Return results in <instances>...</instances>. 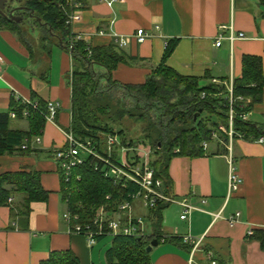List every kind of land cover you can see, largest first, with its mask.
I'll use <instances>...</instances> for the list:
<instances>
[{"label":"crops","instance_id":"obj_1","mask_svg":"<svg viewBox=\"0 0 264 264\" xmlns=\"http://www.w3.org/2000/svg\"><path fill=\"white\" fill-rule=\"evenodd\" d=\"M69 27L72 33L84 35L91 47L112 45L115 35L128 37L120 51L130 61L111 72L118 83H144L172 40L177 42L166 66L183 76L201 77L202 84L241 77L244 55L260 58L264 76V0H114L112 4L82 0L80 19ZM138 29L151 36L138 43L134 37ZM231 30L245 37L224 38L216 46L218 35L227 37ZM50 39L40 45L26 39L24 44L14 32L0 28V112H10L14 97L60 104L56 119H44L39 135L33 137V152L0 155V174L34 170L49 192L45 201L30 203L28 216L20 212L21 194H13L0 206V264H40L51 252L65 250L74 253L80 264H108L111 237L88 247L85 237L70 233L62 218L66 206L52 150L65 144L71 122V74L78 63L60 40ZM248 107L247 120L264 127V86L261 100ZM28 117L11 119L9 127L28 130ZM38 136L40 142L35 141ZM207 143L202 156L170 159L168 196L184 199L197 209L181 219L180 204L164 206L163 236L148 252L147 264H209L210 259L216 264H264L260 243L246 239L252 230H264V143L240 133L228 145L230 149L222 139ZM230 158L243 183L228 195ZM138 213L145 219L148 210ZM235 213L239 215L231 225L228 219ZM187 235L200 239L196 248L183 241Z\"/></svg>","mask_w":264,"mask_h":264},{"label":"trees","instance_id":"obj_2","mask_svg":"<svg viewBox=\"0 0 264 264\" xmlns=\"http://www.w3.org/2000/svg\"><path fill=\"white\" fill-rule=\"evenodd\" d=\"M71 0H7L5 12L17 6L16 16L21 21L8 20L0 15V28L14 32L24 44L22 24L27 15L32 17L37 25L46 30V35L61 41V46L67 49L66 37L70 33L66 17L71 11ZM30 15V16H29ZM40 19V21H39ZM46 40V37H43ZM177 40L167 43L160 64L154 69L142 84H122L112 80L111 72L121 62L128 59L115 44L106 47H91V55L87 57L84 41H77L71 50L74 64L71 74V122L66 131L71 132L81 140L103 142L108 135L121 136L123 132L115 133L111 125L101 123V118L113 119L123 123L126 117L142 118V130L148 138L149 146L153 150L149 155V166L153 169L154 177L162 180V189L169 194L171 180L169 177V162L175 155L202 156V143L211 142L212 131L219 123L228 128V109L225 86L211 81L202 84V78L187 77L166 66L165 62L172 53ZM60 45V44H59ZM103 70H101V69ZM203 78H208L204 75ZM226 80H221L224 82ZM264 76L261 60L257 56L244 55L242 58L241 77L233 79V95L249 98L246 109L236 105L233 119V129L245 137L263 138L264 127L243 120L240 114L248 113L249 105L257 103L262 98ZM118 91L121 96H118ZM204 93V97H202ZM33 101V100H32ZM35 102V101H34ZM40 107L44 102L37 101ZM217 105L221 107H217ZM9 109L16 112V118L21 119L24 105L12 101ZM144 107L146 111L138 114V109ZM202 109L217 116V121L209 123L197 117L196 112ZM137 110V111H136ZM201 112V113H202ZM159 113V114H158ZM200 113V114H201ZM8 112H0V155H27L34 150L31 147L33 137L39 135L44 118L35 110L30 109L29 129H11ZM236 136V135H235ZM225 142L227 135L220 134ZM121 145L135 147L133 143H126L121 138ZM26 148H22V145ZM102 153V151H101ZM112 160L116 158L111 156ZM104 163L102 160L88 156L81 165L72 170L70 181L66 182L60 172L61 198L68 201V207L77 213L81 223L89 221L96 209L106 205V209L116 211L119 201H130V195L135 193L138 185L126 181L125 185L114 184L103 177ZM22 195L21 215L28 216L30 203L45 201L48 191L40 184L39 173L30 171L4 172L0 174V206L6 205L13 194ZM109 196V197H108ZM108 197V198H107ZM65 203V202H64ZM167 203L158 202L154 208H149L147 226L143 235H114L111 246L106 251L108 264H147L148 252L146 247L156 239L161 241V212ZM105 235L97 236V240ZM246 239L257 240L264 249V230L254 229L246 235ZM181 241V239H177ZM40 264H80L77 256L71 251H53L48 259Z\"/></svg>","mask_w":264,"mask_h":264},{"label":"built area","instance_id":"obj_3","mask_svg":"<svg viewBox=\"0 0 264 264\" xmlns=\"http://www.w3.org/2000/svg\"><path fill=\"white\" fill-rule=\"evenodd\" d=\"M101 2H107L112 4L114 0H100ZM71 11L66 17V24L71 25L73 22L80 19V8L82 6V0H71ZM102 34V31L99 32ZM151 35L143 29H138L134 34V37L138 43H142ZM244 33H233L231 30L227 37L223 34H219L216 38L215 45L219 46L221 40L226 38L230 41L234 39L244 38ZM84 35L81 33H72L70 31L67 49L69 52L74 48L77 41H84ZM114 44L121 48L125 46L128 42V37H123L115 35ZM167 46V44H166ZM165 46V47H166ZM87 57L91 55L90 46H86ZM1 60V59H0ZM211 83L222 84L225 86L226 94L225 99H227V109H228V128L222 123H219L217 128L212 131L211 139L217 140L221 139L220 134L227 135V146L231 144L232 139L237 135L233 129V119L236 114V105L239 102V107L241 109H246L247 102L242 96L233 95V81L221 82L217 79H212ZM204 97V93L201 95ZM15 101L23 104L25 107L22 111L23 117H28L30 114V109L37 111L45 120H55L57 113L60 109V104L55 101H48L43 107L37 102L27 99H21L14 97ZM248 113L243 112L240 114L241 119L247 120ZM9 116L12 119L16 118V112L11 110ZM65 144L62 147H58L52 150V155L58 163L59 171L61 172L64 180L66 182L70 181L72 170L77 166L81 165L84 158L81 157V153L87 156H93L94 158L103 161L104 168L103 177L111 180L115 185L120 184L125 185L126 181H132L138 185V189L135 193L130 195V201L123 200L117 203L116 211H111L106 209V205L100 206L95 210L93 217L86 223H81L79 215L74 213L68 207V201L65 200L64 204L66 206L64 212L62 213L63 220L68 224V231L70 233H77L83 235L86 239L88 247H92L96 241L97 236H114V235H143L146 230V222H144V217L142 215L134 213V205L136 201L141 202V206L145 209L154 208L155 205L162 201L164 203H178L184 209L183 213L180 215L181 219H188L189 214L192 210L197 209L194 206L188 204L184 199L176 200L173 197L168 196L164 193L162 189V180L154 177L153 169L149 166V156L145 154L146 160L143 161L139 156L141 151L139 147H125L118 144L117 136L108 135L105 137L103 142H95L94 140H81L76 138L71 132H67ZM36 142H40V137L35 138ZM260 142H263V138H259ZM207 142L202 143L203 149H206ZM116 145H119V150L123 154L122 162L116 159L112 160V152ZM22 148H26V145H22ZM230 149V146L227 147ZM102 151V153H101ZM131 152V153H130ZM130 153V155H129ZM133 156V157H131ZM229 173H228V195L236 193L242 183V177L238 174L232 165V158L229 160ZM109 197V196H108ZM107 197V198H108ZM8 201H11L9 198ZM239 213H235L230 217L229 223L232 225L235 222V218ZM185 243L192 245V249L196 248L199 244L200 239H194L190 235L183 237ZM209 264H216V261L210 259Z\"/></svg>","mask_w":264,"mask_h":264},{"label":"rangeland","instance_id":"obj_4","mask_svg":"<svg viewBox=\"0 0 264 264\" xmlns=\"http://www.w3.org/2000/svg\"><path fill=\"white\" fill-rule=\"evenodd\" d=\"M24 16L26 17V20H24V23L22 24V30L24 32L23 36L25 37V39H27L30 42L32 41L33 44L36 40L38 41L37 43L38 45H40V43L44 41L43 37H46V41H51L50 39L51 37H49V35L48 36L46 35V30L43 27L37 25V23L35 22L36 20H34L30 15H29L30 17H28L27 15ZM38 45L36 47H38ZM118 93H119L118 96L120 97L121 93L119 91ZM217 107H221V106L217 105ZM145 111L146 109H144V107H140L138 109V114L140 113L143 114ZM199 118L204 119V121L207 120V122L209 123L217 121V116L215 114H211L207 112L206 110L200 114ZM99 121L101 123H108L109 125H111L113 132L115 133H119L121 131L123 132V135L121 136L117 135L118 144L122 143L121 138H126V143L129 142V143H133L134 145H138L136 147L140 148L141 151L139 152V156L142 158L143 161L146 160L145 154L146 155L148 154L149 156L151 155L150 153L153 152V150L150 148L148 144L149 143L148 138L145 136V132H143L142 130L143 123L141 117L139 119L136 117L134 118L126 117L122 124H120L119 121H114L113 119L108 120L107 118H101V117ZM118 147L119 145L118 146L116 145V148H114L112 154L116 159L122 162L123 154L120 152ZM81 157L86 159L88 156L84 153H81ZM137 201L134 205V210L135 209L137 210V211L135 210L136 213L145 211V209H143L141 207V204H139ZM144 220H145L144 222H146L147 224L148 222L147 218H145Z\"/></svg>","mask_w":264,"mask_h":264},{"label":"water","instance_id":"obj_5","mask_svg":"<svg viewBox=\"0 0 264 264\" xmlns=\"http://www.w3.org/2000/svg\"><path fill=\"white\" fill-rule=\"evenodd\" d=\"M6 3H7V0H0V15L5 16L10 21H15V22H18L19 23L21 21V17H19V16H12V15L11 16H8V15H6L4 13V9H5ZM14 9H18V10L19 9H24V7L18 6V7H15ZM39 21H40V19H39ZM201 112H202V109H199V111L195 113L194 120L197 119V117L200 115ZM157 244H158V240L153 239L149 243V245L146 247V251L149 252L151 250V248L154 247V246H157Z\"/></svg>","mask_w":264,"mask_h":264},{"label":"flooded vegetation","instance_id":"obj_6","mask_svg":"<svg viewBox=\"0 0 264 264\" xmlns=\"http://www.w3.org/2000/svg\"><path fill=\"white\" fill-rule=\"evenodd\" d=\"M5 10V9H4ZM18 9H11L6 15H8V16H16V14H15V12L17 11ZM5 12V11H4Z\"/></svg>","mask_w":264,"mask_h":264}]
</instances>
